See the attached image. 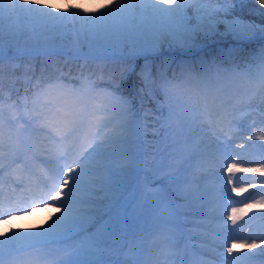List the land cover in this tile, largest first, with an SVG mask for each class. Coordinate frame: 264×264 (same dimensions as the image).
<instances>
[{
    "label": "snow or ice",
    "instance_id": "obj_1",
    "mask_svg": "<svg viewBox=\"0 0 264 264\" xmlns=\"http://www.w3.org/2000/svg\"><path fill=\"white\" fill-rule=\"evenodd\" d=\"M246 2L109 0L107 4L93 3L89 10L83 3L70 4L67 0L63 5L41 0H0V21L25 19L33 25L31 41L23 42L20 33L11 26L6 31L0 29V74L5 58H11L6 49L21 52L31 48L52 54L59 50V41L61 46L68 44L77 51L87 45L89 53L102 51L106 58L113 60L143 56L142 80L151 92V85H156V81L152 79L149 57L161 53L163 48L194 47L202 36L216 34L219 24L234 36L264 33V26L235 15L228 18L232 6ZM259 3L264 6V0ZM193 4L200 5L195 8L194 17L187 11ZM134 71V66L129 65L122 70L121 79H127ZM181 76L184 79L178 80L175 74L169 78L166 72H160L156 85L163 99L158 103L159 127L155 130L158 148L154 163L156 174L163 175L159 181L162 187L153 194V203L161 210L158 231L163 247L172 246L179 220L184 217L201 229L207 239L202 245L204 251L193 252L181 264H254L257 258L264 257V248H261L264 236L241 239L234 235L237 229L228 224L230 221L236 225L253 205L232 207L230 213L228 207L233 202L244 203L233 201L230 192L247 191L235 186L236 173L259 171L264 175V167L240 168L235 163H227L231 155H237L234 149L230 155L229 133L234 127L243 128L235 113L244 97L233 103L229 100L241 81L246 82L245 95L264 90V64L254 77L248 73H232L218 76L214 84L204 83L200 106L189 97L183 114L177 112L175 96L194 77L189 66L183 67ZM209 95L218 102V111L209 106ZM31 103L39 128L52 130L51 135L45 134L44 140L30 145L34 153L43 155L45 168L40 173H29L24 179L18 174L17 186L8 194L4 193L0 177V224H7L14 216L30 215L37 209L55 208L56 211L45 225L37 221L33 228L0 230V264H150L141 257L135 234L130 239L126 227L128 208L135 194L127 199L126 196L140 171L139 129L132 100L120 93L118 87L114 91L97 92L94 82L85 79L78 88L67 87L59 81L51 83L37 91ZM98 112L107 118L100 119ZM202 119L213 127L214 135L216 126L222 125L220 134L216 135L218 143L205 144L195 135L181 142L170 131L182 122L194 133ZM85 127L88 131L81 136L79 133ZM16 149L18 142L14 140L11 126L6 127L0 118V173L5 155ZM116 156L128 161L127 167L121 169L125 176L122 192L110 180V161ZM192 159H199L198 167L213 177L210 186L205 183V177L192 172ZM228 185H233L230 192ZM177 196L182 202H176ZM218 205L223 206L222 212L215 210ZM206 207L211 211H204ZM205 225L211 228L205 229ZM229 241H232L230 245ZM223 248L226 252H217ZM255 248L261 251H250ZM238 249L249 251L239 253Z\"/></svg>",
    "mask_w": 264,
    "mask_h": 264
},
{
    "label": "rangeland",
    "instance_id": "obj_2",
    "mask_svg": "<svg viewBox=\"0 0 264 264\" xmlns=\"http://www.w3.org/2000/svg\"><path fill=\"white\" fill-rule=\"evenodd\" d=\"M41 2L47 3H56L59 5H63L65 0H41ZM67 3L70 4H80L83 3L85 7L89 10L92 9V4L95 3L97 5L100 4H107L109 0H67ZM200 7L199 4L191 5L187 11L190 16H195V8ZM233 8V6H232ZM232 14L228 16L229 19L232 18ZM244 20L254 22L257 25L264 26L260 21L256 19H247L241 16H238ZM195 21L193 20V23ZM12 27L14 30H17L20 33L21 41L23 42L24 39H32L33 36V25L29 23V21L25 19H21L20 21L8 20L4 19L0 21V29L7 30L9 27ZM218 32L210 37H201L198 42L206 43L211 42L212 37H217L215 41L221 40H228V43H236L235 41H243L250 39L256 35L262 36L260 40L264 39V33H260L257 31L251 37H242V36H234L231 33H226L225 26L223 24H219ZM68 39H71L69 35ZM219 43V42H218ZM243 43V42H240ZM59 50L54 53L57 56V60L54 61L55 63L47 62L42 59H35L33 57L30 58H22L18 61L12 62H3V71L0 74V112L2 113L5 110H12V102L15 101L17 104L22 106L23 101L28 100L31 98L32 101L33 95L41 90L46 88L49 84L54 82H61L67 87L78 88L80 87L81 83L87 78L90 81H94L96 87L99 90H105L104 88L107 85L116 86L119 88L122 86V81L126 83L129 82V76L133 77L135 72H138L141 66L137 67V63L139 59L144 58L143 56H136L131 58L135 60V62L131 65L134 66L135 71L127 77V79H120L121 82L118 81L116 74L121 76V72L123 69L127 68L124 66V62L131 60H113V59H103L102 57H106L104 52H95L89 53V49L87 45H82L81 48L77 51L72 46L65 44L63 46L60 45V42L57 41ZM197 45H199L197 43ZM196 45V46H197ZM204 45V44H203ZM201 45L200 47H202ZM216 43H211L209 46L205 47L204 50L199 51L197 57L189 56V57H180L182 53L188 54L191 48H180V47H173L168 48L165 47L162 49L161 53L166 54L164 56H172L159 61L158 63L149 60V63L152 66V71L158 73L156 81V85L159 84L160 79V72H167L170 69L175 70V76L178 80H183L184 78L181 76V72L184 66H189L194 79L185 85L184 89L178 90L175 96V102L177 106V112L183 114L186 109V104L189 101V97L191 100L197 102V106H200L202 103L201 101V90L204 87V83L214 84L218 76H224L227 74L232 73H248L250 76L254 77L255 74L260 69L261 65L264 64V54L261 56H257L256 58L248 61L244 60L242 63H237L235 58L237 54L241 53L244 48L243 45H233L229 44L228 46H215ZM215 46V47H214ZM214 47V48H213ZM7 52L16 51L15 49L7 50ZM38 54L46 53L43 50H35ZM159 53V54H161ZM124 54H127V50L125 49ZM158 55L152 54L151 56ZM150 56V57H151ZM67 59L72 62H67L61 59ZM84 61L81 64L74 63L73 59H79ZM83 58V59H82ZM139 58V59H138ZM103 59V60H101ZM101 60V61H100ZM79 61V60H78ZM95 62L93 64H89V62ZM153 64V65H152ZM198 64H200L199 71H203L209 69V76L206 74V78H200L202 75H198ZM205 73V72H202ZM154 72H152L153 76ZM22 76L21 82H16L18 76ZM92 78V79H91ZM209 78V79H208ZM75 79V80H73ZM76 81V83L71 81ZM114 81V82H113ZM197 84L199 86H197ZM135 85V84H134ZM137 88L136 91L138 94L141 95L142 99L144 100L146 107H143L142 113H137V104L133 100L134 98H130L133 103V108L135 112V117L138 123L139 129V136H141V125H140V118H142L143 129L147 130L148 133L154 132L156 124L154 121H157L158 115L155 114L156 109H153L149 104L152 101V96H155V91L159 88L156 85H151V92L149 91V85L144 83V81H137L136 83ZM144 89L143 91L141 89ZM246 92V82L241 81L238 86L233 90L232 96L229 100L230 103L235 102L241 96H243V100L240 101L239 104L236 106V119L243 124V128L234 127L233 131L229 133L230 136V155L231 151L234 149L237 155H231V158L228 159L227 163L233 164L235 163L237 167L240 168H261L264 167V159H261V154L264 153V139H261L264 136V90L260 92H256L253 94L252 92ZM213 101V102H212ZM211 102L215 104L216 109L212 110H219L217 107L218 102L213 100V97L209 95L208 103L211 107ZM32 104V103H31ZM24 112L23 114H25ZM147 114V115H146ZM104 115L105 117L102 118ZM160 115V114H159ZM36 112L33 113V117L28 119L27 122H20L19 123V130L22 134V138L25 136L26 140L28 139V135L30 132L37 130V123H36ZM97 116L101 117L102 119L107 118L106 114L104 113H97ZM159 126V125H158ZM176 140L183 142L186 138L195 135L198 140H203L205 144H212L218 143L219 141L216 139V135L220 134V127L216 126V135L213 134V127L209 125L207 121L201 120V123L196 126V130L194 133L188 131L187 126L184 123H177L176 125ZM145 127V128H144ZM83 131V130H82ZM146 132V131H145ZM239 133L240 137H245L246 140L238 138L233 139V133ZM242 132V135H241ZM149 135V134H148ZM155 135V133L153 134ZM151 135V136H153ZM139 139H141L139 137ZM153 146V145H152ZM142 142L140 141V171L139 175L136 179L137 182H144L145 177L141 176L142 172L146 171V165H148L147 161L149 158H145V160L141 159V152H142ZM152 151V150H151ZM155 154V157L156 158ZM115 158V157H114ZM115 165L117 167L112 175L110 176V180L114 188L119 189L120 192L123 191L125 176L121 169L127 167L128 161L127 159H122L119 156H116ZM43 159V156H42ZM115 160V159H114ZM243 161V162H242ZM154 162V161H153ZM195 162L198 165L201 163L199 159H192V172L193 173H200V176L205 177V183L207 185H211L213 177L210 173L204 169L199 171L198 165L195 166ZM112 162H110L111 165ZM156 163L154 166L149 169V173H151L152 177H155V180L160 179V175H157L155 172ZM110 171L111 168H110ZM259 173L260 178L264 175H261L259 171L256 172H237L235 176V186L238 189H247V191H240L239 193L230 192V189L233 185H228V190L230 192V197L237 196L241 198L244 203H231L228 207V213L231 212V208H242L245 204H252L253 207L248 209L247 213L237 220L236 225H232L229 221L230 228H236V232L234 235L240 237L251 236L253 238H258L264 236V179L252 180L251 174L256 175ZM251 176V177H250ZM141 183V184H142ZM259 187V189L257 188ZM258 190L260 193L258 194ZM130 197V196H129ZM128 197V198H129ZM217 212L223 211V206L218 205L215 209ZM55 208H50L47 210L44 209H37L32 212L30 215L25 216H14L12 219L8 220L7 224H0V230L7 231L10 228H33L36 226V222L38 221L40 225H45V221L48 220L52 213L55 212ZM204 211H211V208L206 207ZM252 216L256 217V220L252 221ZM224 219H227V214L224 215ZM251 220V223L248 224L247 228L242 229V225L247 224L248 220ZM21 225V226H20ZM211 228V225H207ZM181 227V221L179 220V227ZM145 228H148L147 224H145ZM154 228V227H153ZM177 228V229H178ZM198 238L207 239V237L203 234H199ZM232 241H229V245ZM237 242H240L239 240ZM250 242V241H249ZM257 243H260V240L257 239ZM261 248H264V245H261ZM261 248L251 249L253 253L261 251ZM237 252L241 253L239 250ZM248 252V250H246ZM263 259H259L254 262V264H262Z\"/></svg>",
    "mask_w": 264,
    "mask_h": 264
},
{
    "label": "trees",
    "instance_id": "obj_3",
    "mask_svg": "<svg viewBox=\"0 0 264 264\" xmlns=\"http://www.w3.org/2000/svg\"><path fill=\"white\" fill-rule=\"evenodd\" d=\"M232 10H233V15H235V16H241V17L247 18V19H256V20L260 21L262 24H264V15L261 14L262 11H264V6H262L259 3V0H247V2L244 3L243 5L236 4L233 6ZM229 44L243 45L244 50L241 53L237 54V57L235 58V61L237 63H242L244 60H252V59L256 58L257 56H261L264 54V39L263 40H256V41H252V42H243V43H240V42L228 43V44L227 43H218L215 46L225 47V46H228ZM164 55H167V53L163 54L161 56H151V57H149V60L158 63L159 61H162L163 59H165L167 57H172V56H164ZM180 57L186 58L189 56L188 55H180ZM196 57H197V55H196ZM37 58L45 60L47 62H51V63H55L54 61L57 60V56H55V55L54 56H41V57H37ZM61 59H63L64 61H67V62H72V61H69L67 59H64L63 57H61ZM134 61L135 60L125 61L124 66L127 67L130 64H132ZM73 62L76 64H81L84 61L74 60ZM93 63H95V62H92V61L89 62V64H93ZM144 64H145V59L141 58V59H139V61L137 63V67L141 66L143 68ZM199 65L200 64H198V66ZM142 68H140V70L138 72H135L133 77L129 76L128 77L129 82L126 84H125V82L120 81L121 76L117 77L118 81L122 83V86L120 88L122 89L124 94H126L127 96H131L134 99L136 98L135 97L136 96L135 89L137 87L136 83H137V81L140 82V80L143 81L142 75H141V69ZM197 70H199V69H197ZM152 72H154L152 79L156 80L158 73L156 72V70L152 71ZM205 72H209L208 69ZM166 73H167L168 77L171 78L173 76V74L175 73V70L170 69ZM198 73H200V72H198ZM116 76H117V74H116ZM96 91L99 92V89L97 88ZM155 93L156 94H155V96L154 95L152 96V101L149 105L152 106L153 108H155L156 112H159L158 103L163 99V96L160 93L159 89L157 91H155ZM159 114H160V112H159ZM245 250H248V249H245Z\"/></svg>",
    "mask_w": 264,
    "mask_h": 264
},
{
    "label": "bare ground",
    "instance_id": "obj_4",
    "mask_svg": "<svg viewBox=\"0 0 264 264\" xmlns=\"http://www.w3.org/2000/svg\"><path fill=\"white\" fill-rule=\"evenodd\" d=\"M260 37H262V36H260V35H256V36H254L253 38H250V39H252V40L255 41V40H257V39H262V38H260ZM216 39H218V38H217V37H212L210 43H209V42L206 43L207 41H205V43H204V42H202V43H201V42H198L199 45H197V46H195L194 48H192L191 50H189V52H188V54H190L189 56L196 55L199 51L204 50V48L207 47V46H209L212 42H213V43H216V41H215ZM24 40L31 41V39H24ZM24 40H23V41H24ZM223 41H226V40H223ZM227 41H228V40H227ZM203 44H204V45H203ZM201 45H203V46L200 47ZM22 52H36V51H35V49H31V48H30V49L25 50V51H22ZM212 102H213V101H212ZM212 102H211V108H212V109H216V107H215L216 105L213 104ZM213 111H215V110H213ZM216 111H217V110H216ZM263 125H264V124H263ZM233 136H234L233 139H235V140L238 139V138H241V139H244L245 141H248V140H246V138H245L244 136H243V137H240V136H239V133H237V132H234V133H233ZM20 226H21V225H20Z\"/></svg>",
    "mask_w": 264,
    "mask_h": 264
}]
</instances>
